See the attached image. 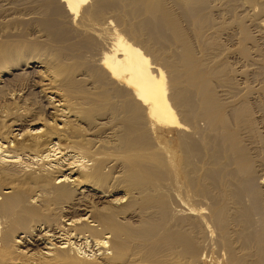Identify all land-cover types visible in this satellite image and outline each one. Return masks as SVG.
<instances>
[{
  "label": "bare ground",
  "instance_id": "6f19581e",
  "mask_svg": "<svg viewBox=\"0 0 264 264\" xmlns=\"http://www.w3.org/2000/svg\"><path fill=\"white\" fill-rule=\"evenodd\" d=\"M37 12L74 25L67 47L83 60L0 45V75L37 64L51 110L39 123L0 107V264H264V0ZM80 71L123 91L119 130L78 122L61 87Z\"/></svg>",
  "mask_w": 264,
  "mask_h": 264
},
{
  "label": "rangeland",
  "instance_id": "374dc122",
  "mask_svg": "<svg viewBox=\"0 0 264 264\" xmlns=\"http://www.w3.org/2000/svg\"><path fill=\"white\" fill-rule=\"evenodd\" d=\"M216 2L218 4L220 3L219 5L221 12H227V10L231 8V5L229 4H226L224 7L223 1ZM40 3L41 0H0V45L5 46L9 44L13 46L21 42L26 43L35 49V52L30 54L31 58L39 57L41 60H49L52 58L53 60L67 68L73 67L74 65L77 66V64H79L78 61H81L83 59L76 60V58H72L73 55L77 54V52H72V49L70 50L69 47H67L68 45H70L69 41H71L72 36L76 37L75 31L71 36V32H73V30L71 29L75 28L74 25H70L63 19L57 21L54 17L51 18L50 15V18H43L37 15L35 12L38 11ZM214 5L217 4L214 3ZM244 9H246V7H242L240 10L242 11ZM76 39H78V37H76ZM34 64L35 63H30L29 68H25L23 66L18 69H12L11 71H8L10 72L8 74L6 73L0 75V81L2 80V82L0 83V107L2 109H8L11 112L13 111L12 113L14 117L18 116L15 114L19 113L20 115L22 113V115H24L25 113L26 116L28 115L30 116L29 118L32 119L34 118V116L40 114L38 115V117H40L38 122L40 123L48 119L47 116L49 115L51 110H49L47 103L44 102V98L42 99L43 94L39 93V91L41 90V77L38 71L40 69L37 68V64ZM86 69H88V67H86ZM85 71H80L78 73L79 75H77V73L75 74V80H77V82H80V84H77L76 86H74L73 84V86L68 84V87L63 85L61 87V90L64 91L63 93L66 92L65 96L66 94H69V97L66 96L69 98H67L69 102L71 101L72 104L77 105L76 108L80 113V121L78 122H92L88 123L91 124L90 128L102 127L104 128L103 132L108 134L114 133L116 130H119V121L124 122L131 117L128 111L130 109L125 108L126 101L124 100L125 97L122 93L123 91L119 87H117V85H113L111 82L107 83L105 86L103 82L98 81V72L97 75H94L91 72H86L89 74V77L82 76L81 74H83ZM8 79L10 82H8ZM23 80H25L26 82ZM9 83L12 84V87L9 86ZM34 85L39 86L35 87ZM30 86L33 87L30 88ZM19 88L20 90H18ZM71 95L73 100L71 99ZM12 100L15 102H13ZM97 100L101 103H99ZM82 102L84 104H82ZM78 103H80L79 105H81L82 108L86 109V112H84V109L79 107ZM19 106H21L22 108ZM121 107L123 108V110ZM1 108L0 110H2ZM13 108H16L14 109L16 111L12 110ZM17 108H19V111H17ZM26 108L30 112H28L29 114L27 113ZM116 109L118 111L113 114ZM35 112L39 113L36 114ZM28 116L26 117L27 119H29ZM89 133L90 132L86 133L87 136L89 135ZM89 138L96 137H94L93 135H89Z\"/></svg>",
  "mask_w": 264,
  "mask_h": 264
}]
</instances>
